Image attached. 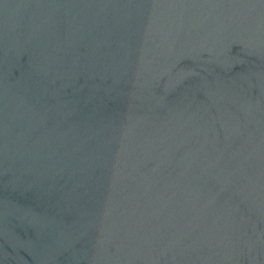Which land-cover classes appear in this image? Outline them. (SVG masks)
Segmentation results:
<instances>
[{"label": "water", "instance_id": "95a60500", "mask_svg": "<svg viewBox=\"0 0 264 264\" xmlns=\"http://www.w3.org/2000/svg\"><path fill=\"white\" fill-rule=\"evenodd\" d=\"M0 264H264V0H0Z\"/></svg>", "mask_w": 264, "mask_h": 264}]
</instances>
